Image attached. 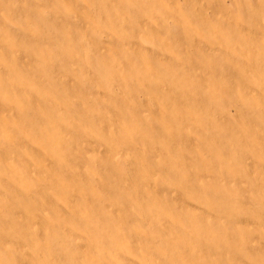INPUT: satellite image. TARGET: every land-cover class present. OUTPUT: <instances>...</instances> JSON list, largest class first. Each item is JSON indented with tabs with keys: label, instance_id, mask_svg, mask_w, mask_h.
Segmentation results:
<instances>
[{
	"label": "rangeland",
	"instance_id": "374dc122",
	"mask_svg": "<svg viewBox=\"0 0 264 264\" xmlns=\"http://www.w3.org/2000/svg\"><path fill=\"white\" fill-rule=\"evenodd\" d=\"M0 264H264V0H0Z\"/></svg>",
	"mask_w": 264,
	"mask_h": 264
}]
</instances>
